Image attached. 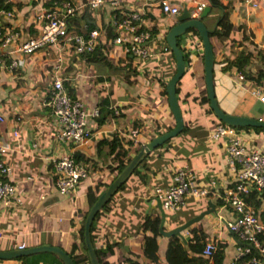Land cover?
<instances>
[{
  "label": "crops",
  "instance_id": "1",
  "mask_svg": "<svg viewBox=\"0 0 264 264\" xmlns=\"http://www.w3.org/2000/svg\"><path fill=\"white\" fill-rule=\"evenodd\" d=\"M45 1L12 0L15 3L13 14L1 21L5 28L12 26L18 31L16 41L38 33V16L46 8ZM172 1L179 4V13L183 7L195 13L194 0ZM222 2L230 5L227 16L223 15L224 8L209 5V12L202 18L209 30L220 21V29L228 33L224 39L214 36L215 59L219 60L225 54L233 56L241 49L249 52L250 57L245 66L246 76L237 67L215 71L213 84L218 104L226 112L255 115L264 120V101L252 91L256 87L264 90V0ZM121 6L125 10L143 6L146 9L143 25L157 29L150 43L151 54L147 57L137 58L126 53L121 45L112 41L114 29L107 28H113L115 11L105 3L94 15L101 29L98 47L106 59L86 61L69 46L58 43L55 47L44 48L34 60L26 62L19 56L18 66L13 70L0 69V144L7 148L3 158L12 168L10 179L17 184L23 200L20 204L0 201L2 248L17 247L20 243L25 247L48 244L70 251L73 242H78L87 185L100 184V188H104V183L113 177L114 162L109 145H98V140L117 135L125 143L131 141L133 147L129 154L133 157L140 149L135 150L138 146L174 126L165 88L175 71V58L172 51L165 48V36L170 26L178 22L177 15L164 14L158 0H122ZM85 22L84 17L74 16L70 32L84 29ZM200 40L190 32L184 33L180 40L187 61L176 90L187 129L151 150L140 161L137 172H132L109 198L108 205L96 219V245L116 242L105 256L108 264H155L144 253V241L151 235H155L158 246L157 262L167 264L170 238L176 235L184 244L193 242L190 228L202 232L204 241H215L220 264H232L237 245H242L241 239L228 227V222L235 217L234 209L217 196L225 188L234 186L235 181L225 158V144L208 136L215 116L206 113L208 103L200 101L206 94ZM16 41L0 46L6 61L12 56ZM59 71L68 84L65 86L79 96L87 108L98 105L99 113L103 110L106 116L101 123L97 119L100 114L91 119V135L83 142L65 143L57 137V119L47 99L51 80ZM260 72L262 79L258 82L256 77ZM134 126L138 127V132L132 136ZM243 136L249 146L264 151V130L243 128ZM75 151L89 158V177L82 179L72 194L63 195L54 184L53 159ZM183 165L191 167L197 174L198 183L210 191L203 196H186L185 203L177 209H164L163 228L170 229L209 210L211 203L215 210L206 212L183 229L182 238L178 234L167 236L160 232L161 212L157 200H161V196L157 188L168 186L175 170ZM52 254L49 251L31 253L26 264H64ZM0 264L23 262L10 258L3 259Z\"/></svg>",
  "mask_w": 264,
  "mask_h": 264
},
{
  "label": "built area",
  "instance_id": "2",
  "mask_svg": "<svg viewBox=\"0 0 264 264\" xmlns=\"http://www.w3.org/2000/svg\"><path fill=\"white\" fill-rule=\"evenodd\" d=\"M121 1L63 0L55 3L44 8L39 14L38 33L21 41H16L19 33L14 27L3 26L1 19L11 16L13 9L4 8L0 2V46L15 41L17 43L11 50L12 56L7 61L0 52V69L8 67L9 70H13L18 66L19 56H22L26 62L34 60L35 55L41 54L44 48L55 47L58 43L72 46L76 54L94 50L99 43L100 26L92 28L87 35H83L70 32L67 20L70 15L80 12L84 6L100 10L105 3H109L114 9H119L113 21L116 34L112 41L121 45L126 53L137 58L147 57L151 54L150 43L154 35L151 33V28L145 27L142 23L146 9L141 6L134 10H125L121 6ZM194 1L196 2L195 13L192 12V14L198 15L206 6L207 0ZM158 4L161 11L167 15L175 17L180 11L179 4L172 0H158ZM167 45L165 43V48L169 47ZM239 74L242 73L239 72ZM49 88L47 104L57 119L59 140L65 143L87 140L91 135L89 123L92 118L99 115L100 106L87 108L79 96L69 92L60 71L55 73ZM252 91L259 100L264 101V90L261 87H256ZM213 118L215 123H212L208 136L213 141H222L225 144V158L231 166L235 181L234 186L217 193L224 203L231 204L234 209L235 217L228 222V227L234 236L242 241V245H237L232 264H264V151L247 144L243 136V128H237L216 117ZM137 132L138 127L134 126L131 135L134 136ZM14 133L17 134V131ZM6 150V146L0 144V201L20 204L23 201L21 192L17 184L10 179L12 168L3 158ZM53 162L54 184L63 195L72 194L77 184L89 177V168L77 162L72 153L54 158ZM196 175L191 167L183 165L175 170L168 186L157 188L163 209L179 208L185 203L188 195L198 197L209 194V188L198 183ZM133 209H136V206H133ZM17 247L24 248L25 245L20 243ZM216 249L215 241L208 239L202 248V255L211 262ZM240 258L242 260L238 263L237 260Z\"/></svg>",
  "mask_w": 264,
  "mask_h": 264
},
{
  "label": "trees",
  "instance_id": "3",
  "mask_svg": "<svg viewBox=\"0 0 264 264\" xmlns=\"http://www.w3.org/2000/svg\"><path fill=\"white\" fill-rule=\"evenodd\" d=\"M61 1H63V0H46L44 2V5L46 7H49L53 4L59 3ZM71 1L74 2V0H71ZM0 2L4 6V8H7V9H13V4H15V3H12V0H0ZM207 4L211 5V6L224 8V14L223 15L227 16L228 9L230 7L229 3H223L222 0H207ZM82 10L80 12H78V14L76 13V14L69 16V18L67 20L68 30L70 31V29H71L70 24H72L71 22H72V19L74 18V16L80 15L81 17H84V19L86 21L85 22L86 25H85L84 29L78 28L76 31H77V33L87 35L92 28L98 26L97 22H96L95 15H94V13L97 12L98 9L96 10L94 8H91L90 6L89 7L84 6L82 8ZM114 11H115V13H114L115 14L114 19H115L117 17L119 9H114ZM220 23L221 22L219 21V23H217L215 28L209 30V37L211 39V43L213 45L214 51L215 50L217 51V45L215 43L214 36H216L219 39H224V36H226L228 34V33L224 32L222 29H220ZM112 29L113 28H110L109 26L107 28V30H112ZM156 32H157V29L154 26H152L151 33L153 35H155ZM187 32L194 33L198 36L199 39H201L200 34L196 28L191 27V28L187 29L184 33H187ZM111 34L114 36L115 31H111ZM183 34H181L177 37V42H178L179 46H180V40L183 39ZM166 45H167V43H166ZM69 47L72 50H74V48L72 46H69ZM167 47H168V45H167ZM180 48L183 52L185 61H187V54L185 53V51L183 50V48L181 46H180ZM77 55L81 59L86 60V61H98V60L106 59L104 52L100 49V46L98 47V45L92 51H85L82 53H77ZM249 57H250L249 52H246L245 50L241 49V50H238L236 52V54L233 56H228L227 54H225L219 60L214 59L213 80H214L215 71L218 68H220L222 71H225L231 67H237V69L239 71H241L242 73H244L245 76L248 75V72L246 71L245 66L249 61ZM107 62L110 63V61H107ZM261 79H262V72H260L256 77V80L258 82ZM64 84L66 86H68V84L66 82H64ZM67 89L69 90V92L71 94H73V92L71 91L70 88H67ZM176 92H177V90H176ZM200 101L201 102H207L208 104H207V108L205 109V111H206V113L213 114V111L209 105V100H208V97L206 94L204 96L203 95L201 96ZM108 111H111V110H108ZM102 112H103V110H102ZM102 112H101V114L99 113L100 115L97 117L99 123L103 122L105 117H106L105 114ZM251 117L259 118L258 116H255V115H251ZM236 127L237 128H247V129L252 128V129H255L258 131L264 130V127H253V126H236ZM167 129H170V128H167ZM186 129H187V125L185 124L184 128L182 129L181 132H184ZM181 132L179 134H181ZM171 138H169L164 143L170 141ZM102 143L103 144L107 143L109 145V152H110L112 160L114 162V166L112 168V170L114 171L113 177L109 182L104 183V188H100V184H93V185L88 184L86 187V191H85L86 204L84 207V212L82 214V224L80 227V232L78 234V242H76V241L73 242V244L71 246V250L68 251L76 264H90L88 254H87V250H86V246L84 243V237H83L84 221H85V217H86V213H87L88 209L90 208L92 203L96 200L98 195L108 186V184L116 177L118 172H120V170L132 158V156L129 154V149L131 147H133V142L129 141V142L125 143L122 140H120L119 136L112 135V137H110V138H101L98 140V145H100ZM162 145L163 144L159 145L158 147H160ZM136 147H134V148H136ZM139 148L140 147L138 146L135 150L137 151ZM72 155L77 162H81L85 166L88 165L89 158L84 157L81 152L75 151L72 153ZM139 165L140 164H138L135 167L133 172H137ZM124 183H122L119 188H121L124 185ZM110 199L104 204L102 209L96 213L94 220L92 221V224H91V237H92V241H93V244L95 247L97 257L99 258L101 264H108V260L105 259V256L109 251H111L113 249V245L116 244V242H112V243L107 242L104 246L103 245L97 246L95 243V240H94V229L96 226V219L98 218L100 213L104 210V208H106ZM189 230H191V232H193V239H192L193 242L189 241L187 244H184L176 235L170 238V242H169V245L167 248V253H166L167 264H209L208 258L205 257L204 255H202V248H203L204 243L206 241V240L204 241V234L202 232H197L194 228H190ZM144 242H145V246H144L145 255L147 257H149L150 259H152L153 261H155V264H159L157 262V252L156 251H157L158 246H157L155 235H151V236L146 237ZM1 249H5V247L2 248L0 246V250ZM217 251H218V249H216L215 252L213 253L211 264H220L221 263L220 262L221 259L219 258V253ZM52 255L55 256L58 260H60V258L57 255H55V254H52ZM27 258H28V255L17 257V259L22 260L23 264H26ZM2 260L3 259H0V261H2ZM116 264H120V263H116Z\"/></svg>",
  "mask_w": 264,
  "mask_h": 264
},
{
  "label": "water",
  "instance_id": "4",
  "mask_svg": "<svg viewBox=\"0 0 264 264\" xmlns=\"http://www.w3.org/2000/svg\"><path fill=\"white\" fill-rule=\"evenodd\" d=\"M209 10L210 6L206 5L202 9V11L197 15L192 14V11H190L187 7H183L182 11L176 16V20L178 22L173 24L166 32V43L168 44L175 58V71L167 80L165 89L167 93L168 104L173 114L175 123L172 128L159 133L158 135L154 136L149 141L144 143L140 147V149L133 155L130 161L120 170V172H118L116 177L98 195L96 200L88 209L84 221L83 237L90 264H101L99 258L97 257L91 237V224L94 220L96 213L103 207V205L113 195V193L118 189V187L123 182H125V180L131 175L135 167L140 163V161L144 157H146V155H148L151 150H153L158 145L162 144L167 139L176 136L184 128V117L178 102V96L176 92L177 83L186 70V61L183 52L177 42V37L179 35L183 34L187 29L191 27L196 28L200 34L203 46V80L206 87V95L209 100V105L213 111L214 116L220 121L234 126L264 127L263 119L229 113L224 111L218 104L213 84V70L215 59L214 49L211 43V39L209 37V29L202 20V18L209 12ZM157 206L161 212V223L159 225L160 232L167 236L178 234L182 238L183 235L181 234V231L183 229H185L194 221L200 219L206 212H210V210H215L214 204L211 203V208L209 210L202 211L199 214L190 217L183 223L175 225L170 229H164L163 221L165 218V211L162 207L160 198H158L157 200ZM38 251H49L57 255L64 264H76L67 250L63 249L58 245L48 244L29 246L24 248L13 247L9 249H1L0 259L17 258Z\"/></svg>",
  "mask_w": 264,
  "mask_h": 264
}]
</instances>
